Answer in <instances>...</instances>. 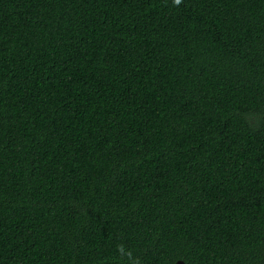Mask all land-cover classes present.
<instances>
[{
	"label": "trees",
	"instance_id": "1",
	"mask_svg": "<svg viewBox=\"0 0 264 264\" xmlns=\"http://www.w3.org/2000/svg\"><path fill=\"white\" fill-rule=\"evenodd\" d=\"M264 264V0H0V264Z\"/></svg>",
	"mask_w": 264,
	"mask_h": 264
},
{
	"label": "water",
	"instance_id": "2",
	"mask_svg": "<svg viewBox=\"0 0 264 264\" xmlns=\"http://www.w3.org/2000/svg\"><path fill=\"white\" fill-rule=\"evenodd\" d=\"M177 264H184V262L183 261H179Z\"/></svg>",
	"mask_w": 264,
	"mask_h": 264
},
{
	"label": "clouds",
	"instance_id": "3",
	"mask_svg": "<svg viewBox=\"0 0 264 264\" xmlns=\"http://www.w3.org/2000/svg\"><path fill=\"white\" fill-rule=\"evenodd\" d=\"M177 2H179V0H177Z\"/></svg>",
	"mask_w": 264,
	"mask_h": 264
}]
</instances>
